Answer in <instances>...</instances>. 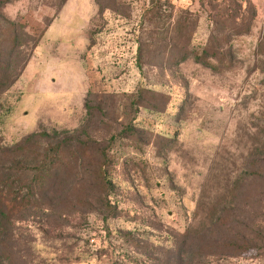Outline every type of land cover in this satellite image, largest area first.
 I'll use <instances>...</instances> for the list:
<instances>
[{
	"label": "rangeland",
	"instance_id": "rangeland-1",
	"mask_svg": "<svg viewBox=\"0 0 264 264\" xmlns=\"http://www.w3.org/2000/svg\"><path fill=\"white\" fill-rule=\"evenodd\" d=\"M251 161L264 0H0V264H264Z\"/></svg>",
	"mask_w": 264,
	"mask_h": 264
},
{
	"label": "trees",
	"instance_id": "trees-1",
	"mask_svg": "<svg viewBox=\"0 0 264 264\" xmlns=\"http://www.w3.org/2000/svg\"><path fill=\"white\" fill-rule=\"evenodd\" d=\"M154 1V0H152ZM160 0H155V2H159ZM188 54H185L182 58V61L188 57ZM208 55V52L206 49H203L201 53L195 54L193 58L195 61L200 62L204 66L213 69V70H218L216 66L210 62ZM181 62V61H180ZM43 136H46V133L43 134ZM59 153L58 148H54L52 151H48L47 155L44 156L42 160L35 166L34 172H33V177H34V189L35 190H40L41 188H44L45 184H47V181H49L57 169H59V163L53 161L54 157ZM247 167L245 168L246 171H249L248 176H240L236 178L237 181V196L232 195L234 197V200H236V203L238 205H246L250 204L252 206L255 205V210L257 211L258 214V221L264 219V167L260 166L256 161H251L246 165ZM101 171L103 172V169L105 165L102 164L101 166ZM103 186H105V181H104V175H102L101 180L99 181ZM246 183H249L252 185L253 191L256 190V193L253 194L252 196H247L246 194L242 193L243 187H245ZM239 187V188H238ZM33 191V190H32ZM34 195V193H33ZM12 200L9 199L8 197H4V194L0 193V215L3 216L4 213L11 208ZM254 204V205H253ZM217 215V213H216ZM226 216L224 217L223 215L220 216L218 215L215 220H214V227L221 226V224L225 223Z\"/></svg>",
	"mask_w": 264,
	"mask_h": 264
}]
</instances>
